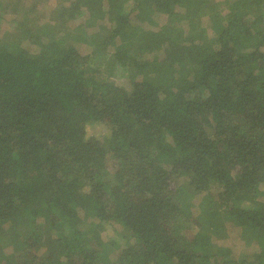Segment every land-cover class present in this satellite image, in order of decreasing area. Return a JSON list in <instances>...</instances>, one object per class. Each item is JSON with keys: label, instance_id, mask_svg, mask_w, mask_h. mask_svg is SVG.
Masks as SVG:
<instances>
[{"label": "trees", "instance_id": "16d2710c", "mask_svg": "<svg viewBox=\"0 0 264 264\" xmlns=\"http://www.w3.org/2000/svg\"><path fill=\"white\" fill-rule=\"evenodd\" d=\"M53 10L0 0V264H264V0Z\"/></svg>", "mask_w": 264, "mask_h": 264}, {"label": "rangeland", "instance_id": "374dc122", "mask_svg": "<svg viewBox=\"0 0 264 264\" xmlns=\"http://www.w3.org/2000/svg\"><path fill=\"white\" fill-rule=\"evenodd\" d=\"M61 2H64V0H43L41 3L38 4L37 10H34L32 12H26L23 9L29 10L32 5V0L31 2L30 0L29 1L27 0H3V6L5 10V13H4L5 21H4V25L2 28V33L6 31L8 32L10 30H11L10 32H13L12 30H14L15 28L14 21L19 16L23 20H28L27 22L30 28H32L35 31L40 32V30H43L42 28L46 27L45 24L47 20L53 21L52 14L56 13L53 9L56 6H58ZM87 18H88V13L83 14L82 16L76 18L72 22V24L76 26L79 24H83L87 21ZM204 19H207V17H205ZM162 20H164V18L159 16L158 23H161ZM204 22L207 24L206 20ZM146 26L149 28H158L159 25L147 24ZM93 30H95V27L89 28V31H93ZM46 33H48V31L46 30V28H44V34ZM27 45L32 51H36L37 49H39V46L32 42L31 43L27 42ZM90 48L91 47L87 44L82 45L83 51L90 50ZM99 60L103 61L104 58L103 60L102 59H99ZM121 72H123V70L119 69L118 76L115 75V79L118 83L127 84L128 80H126L127 78L125 76L120 75ZM109 132L110 130L108 126L102 122H95V123H91L87 125L88 135H94V136L104 139ZM214 189H216L217 191L219 187L213 186V190ZM201 198H202V194H199L196 196L195 201H199ZM227 229L228 230L226 232L228 233V235L225 238L221 239L220 241H222L227 246L232 247L235 254L237 255L247 253L249 249L251 248V245L247 244L246 240L242 237L240 233L241 227H239L238 225L236 226L233 223H228Z\"/></svg>", "mask_w": 264, "mask_h": 264}]
</instances>
